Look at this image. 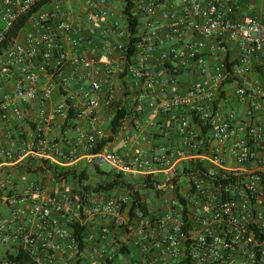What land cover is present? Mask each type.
Returning a JSON list of instances; mask_svg holds the SVG:
<instances>
[{"label":"built area","instance_id":"2783aa9c","mask_svg":"<svg viewBox=\"0 0 264 264\" xmlns=\"http://www.w3.org/2000/svg\"><path fill=\"white\" fill-rule=\"evenodd\" d=\"M65 2L5 0L0 6V42L21 15L37 6L25 31L8 41L0 54V78L5 80L0 86V123L25 121L39 137L37 144L20 153L1 149L0 168L13 167L31 155L44 158L46 153L38 148L46 144L45 131L71 110L73 120L86 123V130L77 131L76 141L88 165L128 177L191 170L178 180L176 190L171 187L172 197L163 210L148 217L135 209L130 218L125 198L88 201L53 195L38 182H30L21 195H1L0 206L7 209L0 217L2 256L15 257L20 249L28 260L0 264H85L84 258L88 264H264V121H258L264 117V0H139L136 4V14L146 21L124 77L131 76L139 87L134 110L140 113L147 104L156 115L171 114L175 129L161 128L159 134L169 139L174 131L181 139V146L173 143L168 151L150 157L106 150L87 154L105 137L96 111L108 108L115 98L110 79L123 75L124 58L99 70L82 49L97 35L107 38V24L111 32L122 33L111 0H98L101 8L87 10L82 23H74ZM171 2L179 4L180 12L170 11L158 28L152 19L164 3ZM183 39V47L173 43ZM208 40L214 42L209 53L216 60L226 50L224 42L234 47L229 68L224 59L208 67ZM122 46L116 50L121 52ZM103 52L109 55L110 48L105 46ZM153 64L166 77L163 88L175 87L159 101L151 97L161 83ZM183 72L194 78L180 91L177 78ZM226 79L231 80L226 87L233 84L234 91L227 101L230 105L223 109L222 99H228L220 98V87ZM55 94L61 98L57 103L52 102ZM37 101L36 116L25 115L24 107ZM194 118L199 125L193 124ZM201 128L207 129L205 138ZM61 156L72 160L73 152ZM96 218L105 224L97 232V248L88 252L85 242L80 250L72 225L87 230ZM128 244L139 249V257L117 261L127 255ZM120 249L123 254H118Z\"/></svg>","mask_w":264,"mask_h":264},{"label":"crops","instance_id":"0c3cea01","mask_svg":"<svg viewBox=\"0 0 264 264\" xmlns=\"http://www.w3.org/2000/svg\"><path fill=\"white\" fill-rule=\"evenodd\" d=\"M5 2V0H0V6ZM133 4V13L137 15L138 20L140 21V28H143V24L145 23L146 19L142 15L136 14V4L139 0H131ZM111 9L114 12V20L119 23V30L122 35H117L111 32L109 24L106 25L108 35L107 38H103L101 35H97L93 38L94 43L89 46H85L82 49V54L89 59H94L97 64V69H102L106 64H114L117 60L121 57L120 52L116 50L117 45H123L127 40V35L124 33V26L125 21L122 15L123 8L125 3L123 0H111L110 3ZM65 11L72 17L74 23H82L84 19V14L87 10L96 11L101 8L100 3L98 0H66L64 5ZM170 11H176V13L180 12L179 4L175 2L171 3H164L155 13L153 17V21L157 23V27L162 29V26L165 24V16ZM142 31V29H141ZM186 39H183L180 42L173 43L176 44L177 47H183L185 45ZM214 45L212 40L206 41V56H207V65L209 68L213 66L215 61L218 59H224V57L228 54L229 59H234L235 56V49L233 46L228 45L224 42L226 46V50L217 54V60L213 55H210V47ZM108 46L110 48V54L104 55V47ZM159 53V50L156 52ZM158 65L153 64V67L159 71V77L161 79V83L154 88L151 97L154 101H159L163 98H168V94L170 90H173L175 87H168L165 86L163 88V84L165 83V75L164 73L160 72ZM162 68V67H161ZM2 76V75H0ZM114 77L110 79V82L113 84L112 91L114 92V97L116 98L119 95H122V81L120 80L119 76L113 75ZM6 76L4 75L3 78ZM15 75H13V78ZM12 77L11 83L13 80ZM194 78V75L190 73L183 72L180 77L177 78V87L180 91H183L188 84V82ZM43 81V77L40 78ZM4 79L0 78V86L4 84ZM124 81L131 83L130 87H135V81L131 76H127ZM138 87V86H136ZM166 90L164 92V90ZM234 85L231 84L225 88V97L228 100L222 99L223 109L226 106H229L230 102L229 99H233ZM61 100L58 94H55L52 97V102L57 103ZM122 104L133 105V100L124 101L122 99ZM39 109V102H35L28 106L24 107L25 115L31 114L32 116H36ZM96 115L99 119L100 126L106 128L108 122L112 116V110L105 107H100L96 111ZM259 122L264 121V117H260L258 119ZM139 122V121H138ZM161 123V124H159ZM176 127V121L172 120V115H159V114H152V116L147 119L144 123H137L135 120L132 124L130 119L126 120L122 128L120 129L119 133L115 136H112V140L105 146L103 150L108 152L116 153L121 156H134L136 154H143L146 157H150L151 155L160 153L161 151H168L171 149L172 144H177L181 146V139L178 135L173 131L170 134L169 139L163 138L159 134V130L163 128L162 131H170ZM80 129L86 130V123L83 120L75 121L70 120L69 124L66 125V120L63 119H56L50 126V128L45 131V141L46 144L40 146L38 151H43L46 153L45 157H41L40 154L35 156L24 157L20 161H18L16 165L13 167H2L0 168V196L1 195H10V194H17L21 195L23 192L28 188L30 182H38L39 185L45 189L48 193L53 195H60V194H67L73 197H79L81 200H88L94 201L100 198H106V195L103 193L98 194H89L82 192L80 189L76 188V185L73 183H55L52 181L50 173L48 171L39 172L37 174L28 173L26 169H35L37 166L41 164L42 160L49 161L51 164V160L45 159L50 158L57 161L58 166L60 167H77L79 169L87 168L90 171L91 165H88L86 161L83 159L82 151L80 149L79 142L76 141V133ZM105 136L109 137L110 133L105 132ZM43 138V137H42ZM39 137L34 131L32 130L31 126L27 124L25 121H16L11 120L9 123L4 124L0 123V150L1 149H9L11 151H16V153H20L25 149H28L30 145L37 144ZM173 144V145H174ZM73 152L72 160H65L62 159L61 155H67ZM155 167H153L154 169ZM102 171L103 167L100 168ZM109 171H112L108 168ZM154 171V170H153ZM92 172V171H91ZM106 172V171H104ZM114 172V171H113ZM171 173V172H170ZM170 173L165 175L163 173H158L153 175H161L170 176ZM30 177V179H27ZM91 177L94 181L104 180L103 178L99 177L97 174L92 173ZM111 197H120L127 199V204L125 205L126 209L130 207V196L129 193L126 191H115L114 195ZM172 197L171 187L166 189L165 194L160 195V197L155 198L154 196L151 197L149 192H145L142 196L143 202H145L148 207L150 214L162 211L163 208L166 206L168 200ZM7 213V209L4 206H0V217H3ZM149 214V215H150ZM102 225H105L101 219H94L89 222L86 227V251L92 248H97L94 244L97 237V232L101 228ZM117 232V231H115ZM120 235V234H119ZM119 237H122L119 236ZM94 244V245H93ZM95 246V247H93ZM91 250V249H90ZM139 249L133 247V245L128 244L127 247V255L123 257H119L117 261L119 262H130L134 259L139 257ZM3 255V252L0 251V259ZM85 264H88V259L84 258ZM129 264V263H127Z\"/></svg>","mask_w":264,"mask_h":264},{"label":"trees","instance_id":"16d2710c","mask_svg":"<svg viewBox=\"0 0 264 264\" xmlns=\"http://www.w3.org/2000/svg\"><path fill=\"white\" fill-rule=\"evenodd\" d=\"M125 6L123 8L122 14L124 16L125 21V29L127 34V40L122 46V50L120 52L121 57L124 59V73L119 78L122 81V95L117 96L113 99V101L109 105V109L112 110V116L108 122L106 128L103 127L104 132H109V137H104L101 139L93 149L87 151V154H97L100 153L105 146L112 140V136H115L119 133L120 129L124 125L125 121L130 119V121L134 122V120H138L140 123H144L147 119H149L153 111L148 107V105H144L140 113L134 110L133 105L122 104V99L124 101L134 100L136 95L139 93V87H130L131 83L125 82L124 77L126 76L128 64L131 63L133 56L136 52L137 44L140 42V34L139 27L140 21L137 16L132 13L133 4L131 0H123ZM42 3V2H41ZM40 3V4H41ZM37 6L27 11L23 15H21L18 20L14 23L11 29L6 33L3 40L0 42V54L6 48L8 41L16 37V35L23 30L30 16L35 13ZM229 56L228 54L224 58V62L226 63L227 68L231 65L228 63ZM162 67V66H161ZM167 68V65L164 66ZM169 68V66H168ZM259 70V69H258ZM230 79H226L221 83L220 87V98H222L224 93V88L228 84H230ZM167 115V114H165ZM66 125L69 124L70 120H73V113L71 110H68L66 117ZM193 124L199 125V121L194 118ZM161 124V123H159ZM32 130L34 129L33 125H30ZM207 133L206 128H201V134L205 138ZM264 145V143H263ZM200 168V165H197ZM91 171L87 168L79 169L77 167H60L55 164H50L49 161L42 160L41 164L37 166L35 169H26L28 173L37 174L39 172L48 171L50 173L51 179L55 183H73L76 185L77 189H80L82 192L89 194H98L103 193L106 195V198L114 195L115 191H126L130 196V207H129V216L133 217V211L137 209L142 213L143 216L148 217L150 214L148 205L143 202L142 196L145 192H149L151 197L158 198L160 195L165 194L166 189L168 187H172V189H177L178 180L183 179L184 175L187 172L190 173L189 169H178L175 172L171 173L170 176L161 175H153L149 174L146 176H137V177H128L121 173H116L113 171L104 172L100 168L92 166ZM201 169V168H200ZM192 172V171H191ZM95 173L100 178L104 176V180L94 181L91 177V174ZM177 192V191H176ZM73 234L75 241L80 250L84 247L86 242L85 240V227L80 226L78 224L72 225ZM124 250L120 249L118 254H123ZM28 257L22 252V250H18L15 257L10 255H4L1 257L0 261L2 262H24L27 261Z\"/></svg>","mask_w":264,"mask_h":264},{"label":"rangeland","instance_id":"374dc122","mask_svg":"<svg viewBox=\"0 0 264 264\" xmlns=\"http://www.w3.org/2000/svg\"><path fill=\"white\" fill-rule=\"evenodd\" d=\"M24 31H25V28L22 30V32H24ZM22 32H21V33H22ZM103 170L106 171V172L109 171L107 167H103ZM27 179H30V177H27Z\"/></svg>","mask_w":264,"mask_h":264}]
</instances>
